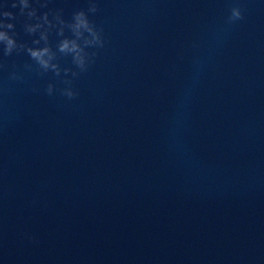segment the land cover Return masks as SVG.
<instances>
[{
  "label": "clouds",
  "instance_id": "clouds-1",
  "mask_svg": "<svg viewBox=\"0 0 264 264\" xmlns=\"http://www.w3.org/2000/svg\"><path fill=\"white\" fill-rule=\"evenodd\" d=\"M21 6V13H23L24 9L29 8L28 0H19ZM12 8H16L17 4L15 2L11 5ZM89 12L95 13L98 9L95 3H91L89 7ZM3 17L14 19V14L11 11H4L2 13ZM27 15L31 18L36 15L35 9H32L27 13ZM38 20L42 19L44 24H48L51 26V21L48 20V14L45 13L43 17H37ZM58 23L61 25L58 31V35H64V27H68L74 38L65 37L58 44V50L63 54H72L73 62L82 70H86L88 56L89 54L85 51V48L89 46H103V40L101 38L100 32L96 29L93 23H91L88 19L87 14L81 10L73 14V22L67 23L57 15L56 17ZM243 19V14L241 8L239 6H234L231 8V14L228 17V22L232 23L237 20ZM43 24L36 23L34 25H26V31L28 33H35L38 29L42 28ZM14 25L12 23H4L0 22V29H13ZM85 33L88 35L86 36ZM43 40L45 46L32 48L28 47L26 51L29 53L30 57L37 62V64L43 70L47 71L49 69L53 70L56 75H59L60 68L57 64L52 63V60L55 58V53L51 50L50 46H48V35L47 31L40 33V39L33 41L34 44H39L40 41ZM82 41V43H81ZM0 43L4 45V54L11 55L14 49L24 48V45H17V42L13 35H10L6 30H0ZM94 55V54H93ZM68 70L65 69V72ZM76 75V73H73ZM47 92L49 95L53 92V86L51 84L48 85ZM68 98H74L77 93L71 91V89H66L64 92Z\"/></svg>",
  "mask_w": 264,
  "mask_h": 264
}]
</instances>
